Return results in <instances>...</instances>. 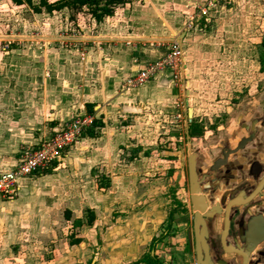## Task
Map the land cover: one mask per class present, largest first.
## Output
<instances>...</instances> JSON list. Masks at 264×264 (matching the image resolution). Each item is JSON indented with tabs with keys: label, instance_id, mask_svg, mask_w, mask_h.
I'll return each instance as SVG.
<instances>
[{
	"label": "rangeland",
	"instance_id": "1",
	"mask_svg": "<svg viewBox=\"0 0 264 264\" xmlns=\"http://www.w3.org/2000/svg\"><path fill=\"white\" fill-rule=\"evenodd\" d=\"M130 5L117 7L113 16L97 23L88 9L39 14L28 6L16 5L13 0H0V67L5 65L4 57L9 54L17 56V61L28 54L34 60L38 50L54 49L82 55L84 50L98 51L102 45L115 43L108 39L102 44L99 39L103 35L114 38L142 34L145 37L139 44L153 52L147 54L138 71L122 77L120 90L144 87L150 81L169 76L166 84L173 93L169 95L171 111H164L158 105H124L119 109L120 123L126 130L137 125L148 128L150 132L146 135L142 132L140 139L161 152L157 160L174 157L181 161V168L177 170L181 174L168 191L169 214H173L174 227L169 230L172 237L166 240L168 242L159 243L166 229L164 226L153 239L157 240L161 259L170 255L172 264H196L195 249L192 253L186 249V243H194L187 164L189 152L204 151L208 158L215 157L216 141L224 139L237 127L234 118L238 105L247 98L259 99L258 95L264 93V74L258 76L255 63L241 72L238 55L230 57L227 70L208 67H204L205 71L200 70L206 63H197L196 50L191 43L185 46L183 41L182 45L181 38L184 34L195 37V33H204L211 40L217 37L221 41L233 39L230 45L224 42L231 48L232 44H242L243 35H251V60L255 61L261 54L259 41L264 38V0H130ZM176 44L183 47L184 60L181 58L180 64L166 67L142 86H128L129 77L136 75L147 62L155 63L165 58ZM186 99H189V105ZM188 107L194 110L191 123ZM83 116L91 115L78 113L65 123ZM136 117L139 119L135 120ZM192 123L199 126L201 135L190 136ZM58 128L60 125L39 141ZM135 139L138 138L135 136ZM76 145L67 150L50 173L24 178L27 181L13 198H0V264H135L140 260L151 233L143 230L139 233V218L132 211L131 197L122 192L118 195L129 201L128 209L115 202L98 203L97 195L91 201H83L84 190L86 195L88 192L84 177H77L74 182L71 179L73 172L68 170L69 158ZM60 173L65 175L58 181L53 179V175ZM106 179L105 172L98 168L93 171L92 195L106 193L110 187L105 185L109 183ZM95 205L97 209L102 205L103 208L89 225L87 220L93 213L88 207ZM121 209L125 211L121 212ZM135 211L138 212V208ZM77 219H81L84 226L75 227ZM77 239L81 242L74 244Z\"/></svg>",
	"mask_w": 264,
	"mask_h": 264
},
{
	"label": "crops",
	"instance_id": "2",
	"mask_svg": "<svg viewBox=\"0 0 264 264\" xmlns=\"http://www.w3.org/2000/svg\"><path fill=\"white\" fill-rule=\"evenodd\" d=\"M125 5L131 7L129 3ZM195 34V37L186 35L183 41L185 46L191 43L196 50V56L199 58L197 63L203 61L206 63L200 70L205 71L207 67L211 70L216 68L217 71L227 70L226 65L231 64L230 57L238 55L241 59L239 60L241 72L247 71L250 69L249 64L255 63L254 68L258 70V76L261 75L260 59L264 52L262 46L264 38L259 41L261 54L252 61L251 35H243L242 44H232L231 48H227L224 42L231 44L233 39L221 41L217 37V39L213 38L214 43L204 33ZM144 38L142 34H128L125 37L114 38L103 35L99 39L102 44L108 39L115 40L113 41L115 43L102 45L98 51L84 50L82 55L78 52L52 49L36 51L34 60L29 56L30 54L25 57L20 56L19 61L15 55L9 54L4 57L5 65L0 67V172L13 169L24 148L37 145L42 136L47 135L58 125L62 126L78 113L89 114L87 105H92L93 115H89L99 120L102 125L94 128L96 132L94 136H89L86 131L71 152L68 165V170L73 172L71 179L75 182L77 177H84V187L88 192L86 195L84 190L83 201H91L92 197L97 195L96 202H115L125 209L129 201L118 196L119 192L124 196H130V201L133 202L132 211L139 218V233L141 230L151 233L146 243V248L147 246L151 248L153 238L159 231L161 232L162 227L166 226V229L162 232L163 238L159 243L172 237L169 235V230L174 226L172 220H169L168 191L181 174L177 171L181 168V161H177L174 157L157 160L156 157L161 152L156 147L147 146L140 139L142 132L146 135L150 130L141 125L126 130L120 123L122 116L119 114V109L124 105H158L164 111H171L172 100L169 95L173 93L166 84L169 76L164 75L153 82L150 81V84L144 87L120 90L122 77L138 71L145 62L147 54L153 52L147 49L149 47L144 48L139 44ZM211 41L212 45H210ZM209 59L211 60L207 61ZM261 94L258 96L261 97ZM255 100L256 97L247 98L244 103L238 105V112L234 118L237 127L233 129L236 140H231L236 144L245 136L244 125L248 121L253 123L252 126L258 133L263 128L264 119L261 110L251 108ZM138 119L139 117L135 118ZM91 127L92 125L89 128ZM135 136L138 139H135ZM256 151L263 150L253 149L251 152ZM121 159H124V162ZM254 165L248 166L250 175L253 176L258 169ZM54 168L39 175L48 174ZM97 168L105 172L106 180L109 181L105 185L110 187L107 188L106 193L95 192L92 195V173ZM64 175L65 173H60L52 177L58 181ZM26 181L27 179L19 181L16 193ZM101 185L103 186V183ZM178 204L181 202L178 201ZM96 207V205L88 207L94 216L100 215L103 205L99 209ZM136 208L138 212L135 211ZM186 244L187 252L192 253L194 243L189 241ZM146 248L140 260L147 254ZM261 249H264V243ZM151 253L164 264H172L170 255L161 259L156 243ZM261 258L264 262L263 255Z\"/></svg>",
	"mask_w": 264,
	"mask_h": 264
},
{
	"label": "water",
	"instance_id": "3",
	"mask_svg": "<svg viewBox=\"0 0 264 264\" xmlns=\"http://www.w3.org/2000/svg\"><path fill=\"white\" fill-rule=\"evenodd\" d=\"M184 37L185 34L181 38L182 45ZM186 104L189 105V99ZM193 111V108H187L190 123ZM229 135L216 141L217 151L213 159L204 151H190L188 155L196 264H264L261 258L264 249L260 250L264 243V214L257 210L255 202L264 187V180L247 199L241 194L231 197L227 183L220 185L215 180L219 179L220 172L226 174L230 156L243 151L249 143V138L243 137L236 144L229 140ZM233 145L236 147L231 149Z\"/></svg>",
	"mask_w": 264,
	"mask_h": 264
},
{
	"label": "built area",
	"instance_id": "4",
	"mask_svg": "<svg viewBox=\"0 0 264 264\" xmlns=\"http://www.w3.org/2000/svg\"><path fill=\"white\" fill-rule=\"evenodd\" d=\"M182 55V48L176 44L165 58L155 63L147 62L136 75L129 77L128 86L138 87L148 83L166 67L180 64ZM92 121L91 116L76 117L60 126L37 145L24 148L17 165L9 171L0 172V198H9L16 194L20 180L35 177L54 168L67 150L78 143Z\"/></svg>",
	"mask_w": 264,
	"mask_h": 264
},
{
	"label": "flooded vegetation",
	"instance_id": "5",
	"mask_svg": "<svg viewBox=\"0 0 264 264\" xmlns=\"http://www.w3.org/2000/svg\"><path fill=\"white\" fill-rule=\"evenodd\" d=\"M264 74V73H263ZM251 108L255 110H261L264 119V93L261 94V98L253 101ZM254 111V110H253ZM262 119V120H263ZM263 128L258 133L251 121L245 123V136L249 138V143L246 147L237 154H232L228 163V169L225 173H219L218 178L215 179L220 185L227 183L226 187L229 189L231 197L243 196V199H247L253 193V191L258 187L260 182L264 180V120ZM259 131V130H258ZM235 133H231L229 140L234 141ZM259 141V142H257ZM236 145L231 146V149L235 148ZM253 149H262L261 152H251ZM255 164V168L258 167L256 175H250L251 171L248 166ZM255 202L257 203V210L262 211L264 214V187L261 189L260 193L257 194ZM239 211H241L239 209ZM239 213V212H238ZM232 230L235 229L234 224H232Z\"/></svg>",
	"mask_w": 264,
	"mask_h": 264
},
{
	"label": "trees",
	"instance_id": "6",
	"mask_svg": "<svg viewBox=\"0 0 264 264\" xmlns=\"http://www.w3.org/2000/svg\"><path fill=\"white\" fill-rule=\"evenodd\" d=\"M130 0H57L52 2L51 0H13V2L18 6H28L35 13H42L46 11L47 13H53L55 11H61L63 9H69L75 12H80L83 9H88L92 18L95 19L97 23L103 22L107 17H111L115 13V9L119 6L129 3ZM264 48V40L262 42ZM261 72L264 73V52L261 55ZM89 114L93 115V106L87 105ZM102 123L94 119L92 122V127L87 129V134L89 136H94L96 134V127H100ZM203 132L198 125L192 123L190 126V136L194 137L196 135H201ZM92 212V211H91ZM173 214L170 215L169 220H172ZM95 221L94 213L88 218L87 223L89 225L93 224ZM83 225L82 220H76L74 222L75 227H81ZM80 239H77L74 244H79ZM157 240H153L149 253H147L140 261L135 264H164L156 255H152V251L155 249V243Z\"/></svg>",
	"mask_w": 264,
	"mask_h": 264
}]
</instances>
